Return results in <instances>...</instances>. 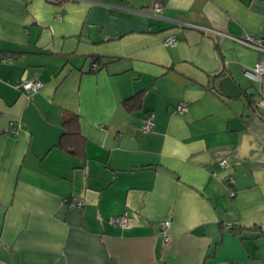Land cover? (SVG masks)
<instances>
[{"label": "crops", "instance_id": "obj_1", "mask_svg": "<svg viewBox=\"0 0 264 264\" xmlns=\"http://www.w3.org/2000/svg\"><path fill=\"white\" fill-rule=\"evenodd\" d=\"M260 34L264 0H0V264H264V54L230 37Z\"/></svg>", "mask_w": 264, "mask_h": 264}, {"label": "built area", "instance_id": "obj_2", "mask_svg": "<svg viewBox=\"0 0 264 264\" xmlns=\"http://www.w3.org/2000/svg\"><path fill=\"white\" fill-rule=\"evenodd\" d=\"M48 2L51 3H58L61 0H47ZM152 10L154 13L156 12H160L162 10V5L160 4V2L155 1L152 4ZM59 19V17H58ZM179 26H188V27H194L197 29L202 30L203 32L206 33H211V34H215V35H222L225 36L227 34H225L224 32H221L219 30H216L213 27L210 26H206V25H202V24H192L189 22H179ZM234 41L248 47L251 48L259 53H263L264 54V35L260 34V35H246L244 37H236V36H230ZM164 44L166 45H174L175 44V38L173 36H168L164 39ZM96 64H93V67H95ZM243 75L250 81L256 82L259 85L262 84L264 82V58L257 60L256 62H254L251 66L246 67L243 70ZM21 89L23 91L26 92H33L38 90L41 86H42V82L40 80H24L21 82L20 84ZM254 104L256 106V108H258L264 115V94L263 93H259V96L255 99ZM187 109V106L185 103H179L176 105V110L178 112H183ZM153 127V120L151 117H148L146 119V121L143 123V125L141 126V130L146 132L149 131L150 129H152ZM219 165L221 167H224L227 165V162L225 160H221L219 162ZM231 183H232V179L229 178L226 180V186L228 187V189L230 190V193H232L233 191L231 190ZM75 205L79 206L80 202L75 203ZM110 222L118 225L120 227H123L127 224L128 218L127 216H125L124 214H116V215H112L109 218ZM168 225H169V220H163L160 223V228H161V235L163 238V241L165 243L169 242L170 240V234L168 232ZM236 264H241L240 262H237Z\"/></svg>", "mask_w": 264, "mask_h": 264}, {"label": "trees", "instance_id": "obj_3", "mask_svg": "<svg viewBox=\"0 0 264 264\" xmlns=\"http://www.w3.org/2000/svg\"><path fill=\"white\" fill-rule=\"evenodd\" d=\"M65 0H61L58 3H62ZM246 97L247 104L251 106L253 104V100L249 94L243 92ZM142 94L137 93L123 101V106L127 111H132L134 109H138L141 105ZM62 126L64 128L63 133L61 134L57 146L65 151H70L74 154H81L82 146L77 150V146L75 145V139L80 137L78 132V115L74 112L65 111L64 117L62 121ZM82 142V139L80 140Z\"/></svg>", "mask_w": 264, "mask_h": 264}, {"label": "water", "instance_id": "obj_4", "mask_svg": "<svg viewBox=\"0 0 264 264\" xmlns=\"http://www.w3.org/2000/svg\"><path fill=\"white\" fill-rule=\"evenodd\" d=\"M220 89L225 95L230 97H237L241 94L240 87L229 76H224L220 80Z\"/></svg>", "mask_w": 264, "mask_h": 264}, {"label": "rangeland", "instance_id": "obj_5", "mask_svg": "<svg viewBox=\"0 0 264 264\" xmlns=\"http://www.w3.org/2000/svg\"><path fill=\"white\" fill-rule=\"evenodd\" d=\"M253 86L255 85L253 81L248 80ZM264 85V84H263ZM257 86V85H256ZM256 99V98H255Z\"/></svg>", "mask_w": 264, "mask_h": 264}]
</instances>
